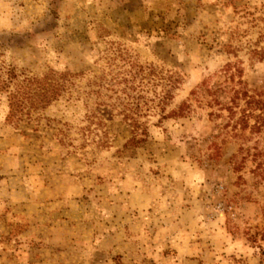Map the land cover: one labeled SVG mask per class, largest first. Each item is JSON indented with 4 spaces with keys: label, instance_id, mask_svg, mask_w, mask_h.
I'll list each match as a JSON object with an SVG mask.
<instances>
[{
    "label": "rangeland",
    "instance_id": "1",
    "mask_svg": "<svg viewBox=\"0 0 264 264\" xmlns=\"http://www.w3.org/2000/svg\"><path fill=\"white\" fill-rule=\"evenodd\" d=\"M133 63L159 77L128 91L151 107L138 146L116 110L87 117ZM227 66L264 93V0H0V67L81 75L41 120L8 123L0 94V264H264V126L199 89ZM101 77L117 95H87Z\"/></svg>",
    "mask_w": 264,
    "mask_h": 264
},
{
    "label": "trees",
    "instance_id": "2",
    "mask_svg": "<svg viewBox=\"0 0 264 264\" xmlns=\"http://www.w3.org/2000/svg\"><path fill=\"white\" fill-rule=\"evenodd\" d=\"M137 67V71L134 75H130L129 79L122 78V82L128 89L123 90V93L128 97L127 100L122 99L120 102L114 103L108 106L106 103L101 101L94 102L95 110L89 111L87 117H114L113 112H117V116H122L123 121L129 123L133 129L134 136L129 140L128 146H138L139 144L146 141L145 136L148 135L146 129H144L143 124L140 123L137 117H140L143 107L148 106V103L141 104L140 102H135V100H141V97L135 99V96H131L128 91L135 92L133 85L137 80V75H141V81L146 79V76H153V80H158L159 77L153 72L145 73L146 69L143 66L132 64ZM149 69V68H148ZM230 72V74H229ZM231 66H227L225 74H229L230 85H209L204 83L201 88V92H207L211 97L212 105H219L229 113V118L232 120L234 117L240 113L241 122H244L243 128H249L248 122H246L247 117H257L258 121L251 127V130L261 129L264 126V93L255 90L250 93L251 90L248 85L243 81V71L240 68L235 69L232 72ZM79 74H73L70 72H57L55 70H49L47 73L41 76L30 75L25 71H18L14 67L4 68L0 67V94L6 95L9 104V112L6 118L8 123H21L23 121H33L41 120L40 114L47 110L49 107L60 101L61 99L68 97V101L73 98L76 92L77 83L76 79L80 77ZM236 78L238 80L236 81ZM167 85L165 93L163 96L158 97L156 107L162 105H167L171 100L174 99V91L178 89L181 81L175 74H170L166 78ZM93 85L97 88L87 93L88 96L95 95L98 99L103 97L102 90H107L118 94L119 91L113 89L105 80L101 77L99 81H96ZM198 93V92H197ZM196 93V94H197ZM223 95H227V101L222 102ZM155 102V101H152ZM244 102L245 108H242V103ZM88 107V106H87ZM102 107H110L111 111L108 112L103 110V114L98 109ZM122 107L121 110L118 108ZM164 107V106H163ZM163 107H160L163 109ZM187 104H184L179 108L178 111H174L172 114L174 116L184 114ZM168 116H163V119ZM141 130L140 135L138 134ZM63 136H67L63 130L59 131ZM143 136V137H141ZM63 142V141H61ZM98 146L101 148L108 147V140L105 137L99 138Z\"/></svg>",
    "mask_w": 264,
    "mask_h": 264
}]
</instances>
